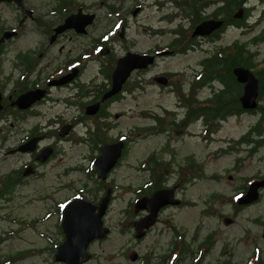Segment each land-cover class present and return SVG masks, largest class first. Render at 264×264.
Returning a JSON list of instances; mask_svg holds the SVG:
<instances>
[{
  "label": "flooded vegetation",
  "instance_id": "1",
  "mask_svg": "<svg viewBox=\"0 0 264 264\" xmlns=\"http://www.w3.org/2000/svg\"><path fill=\"white\" fill-rule=\"evenodd\" d=\"M128 1L0 0V210L6 220L25 224L10 216L9 204L24 186L36 183L32 200L50 204L27 224L53 218L49 234L35 230L46 244L4 254L0 264L41 254L38 264L236 262L215 257L217 234L201 231L199 182L221 176L206 172L210 159L232 154L234 173L228 179L239 177V183L233 192L212 191L203 201L235 202V214L264 200V81H258L257 107L244 109L242 83L235 78L239 88L233 98L231 83L205 73V60L229 44L206 48L205 43L220 42L230 28L243 31L251 0ZM145 7L166 10L158 18L172 21L171 27L145 29L170 39L136 50L129 46L134 42L128 41L125 17ZM210 19L220 26L193 35ZM128 52L152 59L108 94L113 71ZM198 52L202 59L189 55ZM176 58L188 61L179 70L162 69L161 63ZM136 90H149L139 109L145 123L139 125L134 106L120 107ZM245 114L255 115V121L238 136L226 134L231 118ZM121 118L131 121L127 129L120 128ZM255 156L261 166L243 175ZM257 181L262 182L257 198L238 204ZM119 201L122 208H116ZM259 222L263 237L264 219ZM66 233L75 234L83 251H58ZM6 238L1 234L0 243ZM228 248L221 247L222 254ZM261 253L256 247L239 264L259 263Z\"/></svg>",
  "mask_w": 264,
  "mask_h": 264
},
{
  "label": "rangeland",
  "instance_id": "2",
  "mask_svg": "<svg viewBox=\"0 0 264 264\" xmlns=\"http://www.w3.org/2000/svg\"><path fill=\"white\" fill-rule=\"evenodd\" d=\"M128 1V0H127ZM129 2V1H128ZM139 3H147L146 0H138ZM250 6L252 7L249 11L248 16L244 19L243 31L237 28H230L223 36L222 40L214 43H205L206 48L212 46H218V43L229 44L232 46L233 42H248V47L255 52V57L258 59H264V38L262 41L250 43L255 36L259 35L264 29V6L261 5L256 0L250 1ZM134 3V2H131ZM164 11L158 12L153 11L152 9L145 7L139 14L136 15H127L125 21L127 24V36L128 41L134 42V46L129 44V46L136 50H143L148 46L155 44H165L169 41L170 35L166 34L163 36L150 35L149 31L145 29L146 25L153 27L155 30L158 27L167 29L171 27V22L160 21L158 16H161ZM172 11V10H170ZM169 23V24H168ZM264 37V36H263ZM122 40V39H121ZM231 44V45H230ZM118 47L115 46L116 50L122 51V44H118ZM198 54L199 58L202 59L204 54L201 52L189 54L195 56ZM188 59L185 58H176L171 61H165L161 63V67L167 68L168 70H179L187 63ZM262 64V63H261ZM259 64V67L261 66ZM155 72V69L152 71ZM148 87V86H146ZM149 89V88H148ZM149 90H136L133 96H127L126 100L122 102L120 107H135V121L139 125L142 122L145 123V120H139V109L143 107V100L147 96ZM134 99V102L132 101ZM123 109V108H122ZM255 115L245 114L239 119H232L228 124L225 125V133L231 134L232 137L238 136L241 131L247 129L251 123L255 121ZM131 121L128 119H120V128L127 129ZM240 155H243L241 153ZM234 155H222L216 156L214 159L209 160L208 166H206L207 173L219 172L221 176L216 179H208L206 181L200 180V202L198 209L200 210L199 222L202 232L215 231L217 234L216 237V248H215V257L219 259L222 257L230 258L235 264H239L240 260L246 262L247 259L252 257V252L258 249L262 250L261 258L264 259V237L261 233V225L259 220L264 219V200L254 203V205L244 208L242 211L233 213L232 205L235 202H231L232 205L226 201H222L219 198L204 202L203 198L210 192L215 191V193H225L229 194L234 191L235 186L239 183V177L236 180H229L228 174L234 173L232 168ZM247 166L246 170L244 167ZM261 166L260 163L256 160V156L252 160H248L243 167V175L245 173H252ZM264 171V168L263 170ZM242 174V170L237 172V176ZM219 175V174H217ZM37 186L36 183H31L22 188V196H17L15 201H12L9 206L11 207L10 216L15 217L16 219H23L25 224L19 222H10L3 218V215L6 214L3 210H0V235L3 237L7 236L5 241L0 243V256L8 254L9 252L33 249L35 247H40L46 244V240L43 237H40L35 233V230H39L42 233L49 234L53 224V218L46 219L47 221L42 223H34L33 226H29L27 223L33 222L35 217L42 215L44 210L49 206V201H34L31 197L35 194L34 188ZM124 205L123 201L116 203V208H122ZM22 206V208H21ZM205 207H209V213L203 215L201 210H204ZM191 214V213H190ZM226 220H229L228 222ZM191 222L190 224H192ZM10 229H19L18 233L15 236H10L5 233V231ZM228 248V252L222 254L221 247H224L225 251ZM107 249V248H105ZM15 255V254H13ZM45 257V254L39 256L33 255L26 257L23 260L18 262H13L12 264H38L35 260L38 258ZM233 264V263H231Z\"/></svg>",
  "mask_w": 264,
  "mask_h": 264
},
{
  "label": "water",
  "instance_id": "3",
  "mask_svg": "<svg viewBox=\"0 0 264 264\" xmlns=\"http://www.w3.org/2000/svg\"><path fill=\"white\" fill-rule=\"evenodd\" d=\"M235 17L239 16V13L234 14ZM221 24V21L218 20H205L199 23L194 31L193 35H207L213 29L218 28ZM152 57L140 55L137 53L128 52L126 56L119 59L118 64L113 71L112 76V87L108 94L114 93L118 91L121 87V84L125 81L126 77L130 73V71L134 68L145 67L148 62H150ZM233 74L236 80L243 84V93L239 97L240 103L244 109H254L257 107V90H258V79L255 74L246 67L236 66L233 68ZM262 184V182H253L250 184L248 192L246 195L241 196L237 199L238 204L250 203L254 199L257 198V188ZM65 220V219H64ZM229 220H227L228 222ZM66 226V225H65ZM68 226V225H67ZM263 237H264V226H263ZM74 233H66V241L63 245L58 248L60 251L61 248L67 247L64 250H67L68 253L75 251L78 249L79 253L82 250L81 248H77V241ZM69 250V251H68ZM83 251V250H82ZM76 252V251H75ZM71 255V254H70ZM58 256V255H57ZM77 256V255H76ZM74 256V257H76Z\"/></svg>",
  "mask_w": 264,
  "mask_h": 264
},
{
  "label": "trees",
  "instance_id": "4",
  "mask_svg": "<svg viewBox=\"0 0 264 264\" xmlns=\"http://www.w3.org/2000/svg\"><path fill=\"white\" fill-rule=\"evenodd\" d=\"M264 1V0H262ZM234 11V7H232L231 12ZM247 16H244L243 20ZM244 24V22H243ZM264 36V29L259 35L255 36L250 43L262 41ZM231 45V44H230ZM255 52L248 47V42L245 44H240L237 41L232 43V46L221 47L219 50H216L212 56H210L204 62L205 73L207 75L214 74L216 79L220 81H225L231 83L232 97L237 93L239 88V83L236 82L235 76L233 74V68L236 66H242L249 68L257 77L259 82L264 81V59H258L255 57ZM262 63V64H261ZM259 64L261 66L259 67ZM225 69V70H224ZM224 71H227V74H223ZM233 84H237V86H233ZM238 107L239 105L233 100L232 107ZM256 264H264V259L260 260ZM262 261V263H261Z\"/></svg>",
  "mask_w": 264,
  "mask_h": 264
}]
</instances>
